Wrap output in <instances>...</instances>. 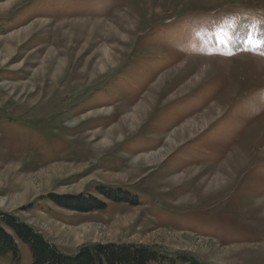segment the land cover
<instances>
[{"label": "rangeland", "instance_id": "obj_1", "mask_svg": "<svg viewBox=\"0 0 264 264\" xmlns=\"http://www.w3.org/2000/svg\"><path fill=\"white\" fill-rule=\"evenodd\" d=\"M244 54L264 61V0H0V212L68 255L264 264V64Z\"/></svg>", "mask_w": 264, "mask_h": 264}, {"label": "trees", "instance_id": "obj_2", "mask_svg": "<svg viewBox=\"0 0 264 264\" xmlns=\"http://www.w3.org/2000/svg\"><path fill=\"white\" fill-rule=\"evenodd\" d=\"M106 195L114 201L129 199L125 196L126 193L123 196L119 193L115 196L109 193ZM103 205L98 199L81 197L65 207L81 212L100 209ZM18 242L29 246L32 254L31 264H148L155 261H173V257L159 253L153 247L138 244L121 246L92 244L81 248L78 254H64L28 223L13 214L0 212V257L10 256L15 264H19ZM181 258L182 261L198 264L191 257Z\"/></svg>", "mask_w": 264, "mask_h": 264}, {"label": "bare ground", "instance_id": "obj_3", "mask_svg": "<svg viewBox=\"0 0 264 264\" xmlns=\"http://www.w3.org/2000/svg\"><path fill=\"white\" fill-rule=\"evenodd\" d=\"M5 5V4H4ZM4 5H3V7H4ZM13 34V33H12ZM242 57H250V59H252V61L253 62H250L249 64H254V66H256V64H257V61H259V62H263L262 64H264V61L262 60V59H260L259 57H257V56H254V55H250V54H244V55H242ZM239 64V63H238ZM249 64H246V66H245V68L247 67V70H249L248 69V67L250 66ZM244 65V64H243ZM256 67H259V66H256ZM258 68H256L255 69V71H258V70H260V69H258ZM264 69V68H263ZM262 70V69H261ZM212 107V106H211ZM210 107V108H211ZM188 121V120H187ZM190 121V120H189ZM188 121V122H189ZM188 122L187 123H184V124H182L180 127H178V129H175L173 132H174V137L175 136H178L179 134H180V132H181V135L183 136L184 135V133L186 132V130H187V128L188 127H191L190 125H188ZM181 137V136H180ZM166 144H170V140L168 139L167 140V142H166ZM154 152V151H153ZM157 152V151H156ZM242 153V152H241ZM239 151H237V150H234V151H232L231 152V155L229 156V158H228V164L229 165H231V167H233V165L235 164V162L237 163V160H238V158L240 159L241 158V154ZM152 154H154V153H152ZM239 154H241V155H239ZM142 155V154H141ZM146 155H148V154H144L143 156H146ZM239 161H242V160H239ZM238 161V162H239ZM240 163V162H239Z\"/></svg>", "mask_w": 264, "mask_h": 264}]
</instances>
